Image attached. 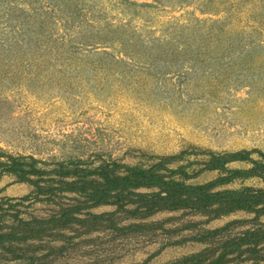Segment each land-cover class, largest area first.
I'll return each instance as SVG.
<instances>
[{"label":"rangeland","instance_id":"rangeland-1","mask_svg":"<svg viewBox=\"0 0 264 264\" xmlns=\"http://www.w3.org/2000/svg\"><path fill=\"white\" fill-rule=\"evenodd\" d=\"M256 147L264 150V0H0L1 151L148 166L186 149ZM242 185L264 182L227 186ZM34 192L13 175L0 180V198ZM26 209L45 218L60 207L40 200ZM106 210L113 207L96 209ZM169 217L172 229L205 220L182 211L152 219ZM249 217L236 212L202 226ZM65 233L72 238L45 239L30 264H134L160 249L152 263L164 264L205 247L173 244L195 233L183 229Z\"/></svg>","mask_w":264,"mask_h":264},{"label":"trees","instance_id":"trees-1","mask_svg":"<svg viewBox=\"0 0 264 264\" xmlns=\"http://www.w3.org/2000/svg\"><path fill=\"white\" fill-rule=\"evenodd\" d=\"M65 52L56 50L59 54ZM235 163L246 165L234 166ZM209 171L218 174L205 182L188 181ZM6 174L33 185L35 192L19 198H0V261L5 257L17 264L24 260L30 264L37 259L35 252L41 250L45 239L72 238L65 233L67 230L125 236L172 234L183 229L195 233L173 244L197 242L205 247L164 264L264 262V186H227L253 178L264 182L261 148L186 149L162 155L148 166L103 157L92 161L80 157L44 160L32 154L0 150V180ZM60 199L68 203H60ZM40 200L59 205V212L45 218L31 215L26 208ZM100 207L113 210L96 211ZM165 211H182L205 220H190L180 229H172L166 226L171 217L152 219ZM236 212L251 217L233 219L218 227L202 226ZM29 250H33L32 255H28ZM159 251L134 264H153Z\"/></svg>","mask_w":264,"mask_h":264}]
</instances>
